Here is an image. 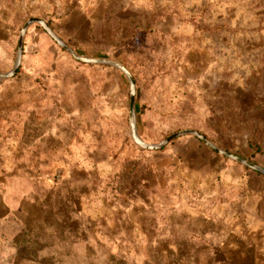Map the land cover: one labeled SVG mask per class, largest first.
<instances>
[{
	"label": "rangeland",
	"instance_id": "1",
	"mask_svg": "<svg viewBox=\"0 0 264 264\" xmlns=\"http://www.w3.org/2000/svg\"><path fill=\"white\" fill-rule=\"evenodd\" d=\"M260 169L264 0H0V264H264Z\"/></svg>",
	"mask_w": 264,
	"mask_h": 264
},
{
	"label": "water",
	"instance_id": "2",
	"mask_svg": "<svg viewBox=\"0 0 264 264\" xmlns=\"http://www.w3.org/2000/svg\"><path fill=\"white\" fill-rule=\"evenodd\" d=\"M34 22H38V23L42 24V25L44 26V28L46 29V31L49 33V35L57 40V38L55 37L54 33H53V32H52V31H51V30H50V29L44 24V22H43L41 19H39V18H32V19L28 20V21L24 24V26H23V28H22V32H23L24 30H26V28L29 26V24L34 23ZM57 41H58V44H59L62 48H64L65 50H67V51H68L70 54H72L75 58H78V56L75 54V52H74V51H73V50H72L67 44H65L64 42H62V41H60V40H57ZM18 52H19V54H18V59H17V62H16V67H18L19 62H20V58H21V55H22V34H21V36L19 37V42H18ZM13 72H14V71H13ZM132 104H133V95H131V106H132ZM187 133L198 135V133L195 132V131H193V130H182V131H180V132H177V133L171 135L170 137L164 139L162 142H160V143H158V144H155V145H147V144H143V143L140 142L139 140H137V143L143 145L146 149H152V150H155V149H160L162 146H164L167 142H169L170 140H172L174 137L179 136V135H182V134H187ZM201 138H202V137H201ZM202 140H203L206 144H208L209 146H212V145H211V144H210L205 138H202ZM223 154H224V155H228V154H226V153H223ZM235 159L238 160V161H242L241 158H237V157H235ZM247 164H249V163H247ZM249 165L252 166L251 164H249ZM260 170H261V172L264 174V169H260Z\"/></svg>",
	"mask_w": 264,
	"mask_h": 264
}]
</instances>
